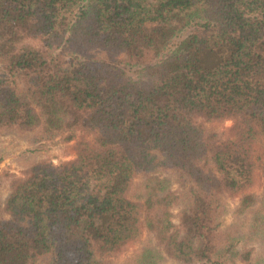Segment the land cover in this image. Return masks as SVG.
<instances>
[{
  "label": "trees",
  "instance_id": "1",
  "mask_svg": "<svg viewBox=\"0 0 264 264\" xmlns=\"http://www.w3.org/2000/svg\"><path fill=\"white\" fill-rule=\"evenodd\" d=\"M0 64V133L91 137L0 196V264L251 260L261 211L219 216L264 189V0H0Z\"/></svg>",
  "mask_w": 264,
  "mask_h": 264
},
{
  "label": "rangeland",
  "instance_id": "2",
  "mask_svg": "<svg viewBox=\"0 0 264 264\" xmlns=\"http://www.w3.org/2000/svg\"><path fill=\"white\" fill-rule=\"evenodd\" d=\"M5 75V70L0 64V76ZM232 121L214 122L208 124V129L219 134V139L224 141L228 134V127ZM68 133L57 136L56 138L37 143L34 141L33 133H19L13 129L5 130L0 133V196L5 198L10 190L11 181L13 178H25L28 176L32 167L41 162H47L48 165L59 167L63 162L75 159L77 156L79 143L81 140H89L90 135L81 130H73L71 134L73 139H66ZM253 191L258 196V204L255 208L250 209L243 214H236L235 210L239 204V197L230 192L223 193L224 209L219 216L222 220L221 230H231L233 233L238 230H247L253 217L256 215L255 210L261 211L264 216V189L263 180L260 172L257 174V182L253 187ZM173 220L176 224L179 223V206H174L172 209ZM150 238L144 239L133 246L129 252L121 255V263L131 252H134L142 245L146 244ZM154 239L151 238L149 244H152ZM254 244V245H251ZM253 246V257L250 261H243L241 257H236V262L232 264H264V236L255 239L252 238L251 242L246 245L244 250H249ZM171 264H178L176 260L168 258Z\"/></svg>",
  "mask_w": 264,
  "mask_h": 264
}]
</instances>
